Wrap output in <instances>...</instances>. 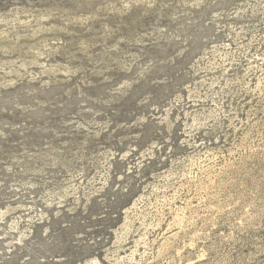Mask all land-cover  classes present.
Masks as SVG:
<instances>
[{
  "label": "rangeland",
  "instance_id": "374dc122",
  "mask_svg": "<svg viewBox=\"0 0 264 264\" xmlns=\"http://www.w3.org/2000/svg\"><path fill=\"white\" fill-rule=\"evenodd\" d=\"M0 264H264V0H0Z\"/></svg>",
  "mask_w": 264,
  "mask_h": 264
}]
</instances>
